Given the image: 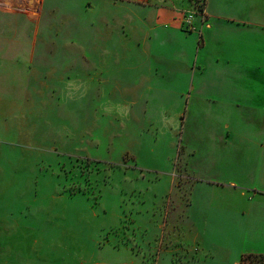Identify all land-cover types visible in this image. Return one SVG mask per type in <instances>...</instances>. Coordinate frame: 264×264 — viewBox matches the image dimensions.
Wrapping results in <instances>:
<instances>
[{
	"label": "rangeland",
	"instance_id": "rangeland-1",
	"mask_svg": "<svg viewBox=\"0 0 264 264\" xmlns=\"http://www.w3.org/2000/svg\"><path fill=\"white\" fill-rule=\"evenodd\" d=\"M40 2L23 92L2 93L20 103L0 122V264H264V214L228 187L251 146L227 136L231 89L207 83L229 74L195 71L196 29Z\"/></svg>",
	"mask_w": 264,
	"mask_h": 264
},
{
	"label": "crops",
	"instance_id": "crops-1",
	"mask_svg": "<svg viewBox=\"0 0 264 264\" xmlns=\"http://www.w3.org/2000/svg\"><path fill=\"white\" fill-rule=\"evenodd\" d=\"M92 7L98 2H120L136 6L138 11L149 5L156 7L154 21L160 28H169L174 34L185 32L184 16L196 14L193 24L197 33L194 65L201 75L213 72L227 77L207 83L212 88L228 86L235 114L228 120L225 130L230 139H241L245 145L236 149L241 157L230 161L241 165V170L252 173L247 182L232 181L228 187L242 202L246 214H264V0H193V8H187L186 0H81ZM0 7V122L9 131L11 111L19 106L17 98L2 94L4 91L23 92V75H29L34 54L26 53L32 38L23 36L27 23L38 22L40 0H1ZM200 4L202 13H197ZM20 31V33H19ZM19 34V35H18ZM14 46V48H13ZM15 46H20L19 52ZM21 46H24L21 47ZM17 75L20 84L5 80ZM204 78V77H203ZM7 83V84H5ZM194 84V80H193ZM203 87V86H202ZM26 89V88H25ZM27 92V90H26ZM5 118V120H4ZM7 118V119H6ZM9 134V133H8ZM245 171V172H244ZM264 229V225H263ZM264 257V243L249 249Z\"/></svg>",
	"mask_w": 264,
	"mask_h": 264
},
{
	"label": "built area",
	"instance_id": "built-area-1",
	"mask_svg": "<svg viewBox=\"0 0 264 264\" xmlns=\"http://www.w3.org/2000/svg\"><path fill=\"white\" fill-rule=\"evenodd\" d=\"M1 6H2V3H1V0H0V7ZM193 17H194L193 14H189V15H185L184 16V19H185L184 25H185V29L187 31L195 30V27H194V24H193Z\"/></svg>",
	"mask_w": 264,
	"mask_h": 264
},
{
	"label": "trees",
	"instance_id": "trees-1",
	"mask_svg": "<svg viewBox=\"0 0 264 264\" xmlns=\"http://www.w3.org/2000/svg\"><path fill=\"white\" fill-rule=\"evenodd\" d=\"M185 29V28H184ZM185 31H186V29H185Z\"/></svg>",
	"mask_w": 264,
	"mask_h": 264
}]
</instances>
